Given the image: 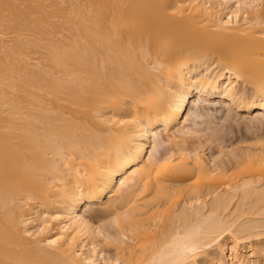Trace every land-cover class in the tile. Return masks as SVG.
<instances>
[{
  "label": "bare ground",
  "instance_id": "obj_1",
  "mask_svg": "<svg viewBox=\"0 0 264 264\" xmlns=\"http://www.w3.org/2000/svg\"><path fill=\"white\" fill-rule=\"evenodd\" d=\"M262 82L264 0H0V264H264Z\"/></svg>",
  "mask_w": 264,
  "mask_h": 264
},
{
  "label": "snow or ice",
  "instance_id": "obj_2",
  "mask_svg": "<svg viewBox=\"0 0 264 264\" xmlns=\"http://www.w3.org/2000/svg\"><path fill=\"white\" fill-rule=\"evenodd\" d=\"M5 7H11V5H5ZM19 7H23V8H28V7H32V8H36L39 7V5L33 4V5H19ZM236 79L237 80H241V79H246L245 77H242L239 73L236 74ZM261 93L264 94V82H262L261 84ZM42 231V230H41ZM29 235H31L29 233ZM55 241H49V244H54ZM193 257L190 258H186V260L184 261V264H204V261H202L201 259H197L194 258L195 257V252L197 251L196 249H193ZM4 264H39V261H33V260H7L4 262Z\"/></svg>",
  "mask_w": 264,
  "mask_h": 264
},
{
  "label": "rangeland",
  "instance_id": "obj_3",
  "mask_svg": "<svg viewBox=\"0 0 264 264\" xmlns=\"http://www.w3.org/2000/svg\"><path fill=\"white\" fill-rule=\"evenodd\" d=\"M260 243H261V246L264 247V236L261 238V242H260ZM263 247H262V248H263Z\"/></svg>",
  "mask_w": 264,
  "mask_h": 264
}]
</instances>
